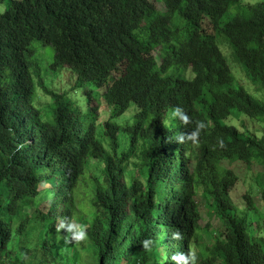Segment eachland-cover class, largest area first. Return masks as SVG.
<instances>
[{
  "label": "trees",
  "instance_id": "16d2710c",
  "mask_svg": "<svg viewBox=\"0 0 264 264\" xmlns=\"http://www.w3.org/2000/svg\"><path fill=\"white\" fill-rule=\"evenodd\" d=\"M165 4L156 14L153 0H9L0 13V264H173L189 248L197 264H264V238L232 203L237 177L222 165L257 161L264 204V134L228 123L264 122V98L238 85L218 43L264 92V0ZM35 42L54 48L51 69L74 75L73 96L45 83ZM85 87L83 106L76 91ZM38 88L52 100L47 117L35 106ZM100 101L111 112L101 129ZM177 106L193 123L171 120ZM131 107L130 123L115 121ZM197 120L207 125L199 147L177 143ZM200 192L222 223L212 244L200 227ZM62 217L88 225V240L64 244ZM177 230L183 240H172ZM14 236L22 258L9 248Z\"/></svg>",
  "mask_w": 264,
  "mask_h": 264
},
{
  "label": "rangeland",
  "instance_id": "374dc122",
  "mask_svg": "<svg viewBox=\"0 0 264 264\" xmlns=\"http://www.w3.org/2000/svg\"><path fill=\"white\" fill-rule=\"evenodd\" d=\"M156 6V14L162 13L166 11L165 0H153ZM258 0H240V4H254ZM9 0H2L0 2V13H3ZM233 13V10L230 11ZM152 17L151 19H153ZM150 19V20H151ZM205 28L208 32H212V28L208 25V21H205ZM185 31L184 26L182 25L181 34ZM219 46L225 56L228 59V63L232 69V73L235 76L236 82L238 85L243 87L245 91L249 94L253 95L255 98L259 100H263L264 92L258 91L253 82L245 79L243 73L236 67V65L232 62L231 52L229 47L223 40L218 39ZM34 47L36 49V53L33 58H37L38 61L42 64V73L41 76L45 83L49 86L51 90L56 92H67L70 96L74 95V85H75V77L67 68H58L57 70H53L50 67L55 55V50L52 46H42L40 42H35ZM88 87L84 89H79L76 91V96L78 97V101L80 104H83L85 99L84 92ZM51 98L46 96L41 89H37V97L35 100V106L41 111L43 117H47L50 112L51 106ZM83 106H86L83 104ZM92 106L96 107L97 103H92ZM136 108L131 107L124 115L116 118V122L120 124L130 123L134 114L136 113ZM111 112L105 103L100 101V107L98 111V124L101 125L109 119ZM229 124L236 126L240 131L246 132L247 134H253L257 137H260L264 134V122L263 121H254L251 120L244 115H240L237 118L228 120ZM100 139H103L102 133L100 132ZM108 141L104 140L105 146L108 147ZM196 149L188 148L187 149V157L185 158V163L189 166H194V162H196V157L194 156ZM97 163L91 162V171L98 174L100 167L96 165ZM223 167L231 170L235 176L237 177V181L235 182L232 190L230 192V196L232 199V203L238 209L248 212V216L250 217L249 221L251 224V228L254 230V235L264 238V204L259 198V187L256 183V175H258L262 171L261 165L255 161L251 160L249 163H244L242 161H223ZM50 186L48 184H44L42 189L45 192L49 191ZM198 206L200 208V227L203 239L206 243L212 244L215 240V236H220L222 230V223L215 217L214 210L207 206V201L202 196L200 192L197 196ZM48 202L44 204L47 206ZM17 238L14 236L13 243L9 247L13 249V256L22 258L23 254L17 248L16 244Z\"/></svg>",
  "mask_w": 264,
  "mask_h": 264
},
{
  "label": "clouds",
  "instance_id": "9594fccd",
  "mask_svg": "<svg viewBox=\"0 0 264 264\" xmlns=\"http://www.w3.org/2000/svg\"><path fill=\"white\" fill-rule=\"evenodd\" d=\"M178 119L183 125L188 126L193 123L191 117L179 106L175 107L171 112V120ZM170 122V121H169ZM196 127L190 133L181 132L176 137V142L183 144L186 141L199 147V136L207 125L204 121H195ZM220 146L224 147L223 142H220ZM18 149L23 145H18ZM88 225L79 223L74 219L62 217L56 224V232L60 233L61 230L66 231L67 235L64 236V244L66 245H79L88 240ZM171 238L174 241L183 240L184 236L181 231L177 230L171 234ZM142 248L145 252L151 253L153 251L154 241L152 239H144L141 241ZM173 264H197L198 258L196 252L189 248L187 253L177 252L173 253L170 257Z\"/></svg>",
  "mask_w": 264,
  "mask_h": 264
}]
</instances>
